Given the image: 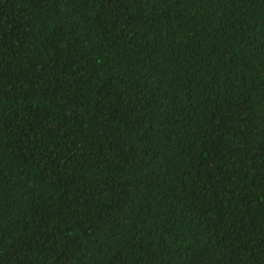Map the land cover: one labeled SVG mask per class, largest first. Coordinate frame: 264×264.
Instances as JSON below:
<instances>
[{"label":"trees","instance_id":"obj_1","mask_svg":"<svg viewBox=\"0 0 264 264\" xmlns=\"http://www.w3.org/2000/svg\"><path fill=\"white\" fill-rule=\"evenodd\" d=\"M0 264H264V0H0Z\"/></svg>","mask_w":264,"mask_h":264}]
</instances>
